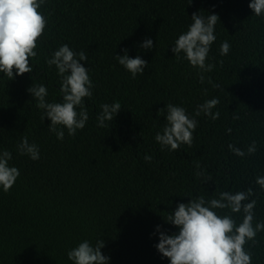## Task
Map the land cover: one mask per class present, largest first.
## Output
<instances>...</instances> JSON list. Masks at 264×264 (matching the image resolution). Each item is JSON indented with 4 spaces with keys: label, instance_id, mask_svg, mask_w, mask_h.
<instances>
[{
    "label": "trees",
    "instance_id": "16d2710c",
    "mask_svg": "<svg viewBox=\"0 0 264 264\" xmlns=\"http://www.w3.org/2000/svg\"><path fill=\"white\" fill-rule=\"evenodd\" d=\"M187 2L45 0L40 7L47 24L30 58L32 72L14 70L13 79L0 72V151L12 153L9 164L20 172L9 191L0 186V264H73L67 252L97 239L105 242L100 250L110 257L108 264H169L155 247L156 226L177 231L163 219L177 203L201 195L219 198L224 191L251 189L246 202L256 200L253 226L264 223V189L256 183L264 177V15L253 13L250 0ZM194 12L216 13L220 21L206 59L214 68L202 73L204 83L199 68L171 51ZM146 39L151 49L141 47ZM224 41L230 44L227 55L220 54ZM64 44L86 52L88 59L80 63L93 87L84 98L85 127L75 136L65 128L59 140L27 89L43 84L49 102H63L60 76L46 60ZM125 49L130 58L147 61L143 75L134 79L118 63L115 55ZM213 98L219 100L212 110L219 118L195 117L192 146L162 149L155 135L167 123L166 109L157 111L171 103L193 116ZM116 101L122 107L112 122L98 126L101 105ZM24 136L38 145V160L18 153ZM253 141L257 151L243 157L228 147L246 152ZM215 211L230 214L237 225L243 220V212ZM244 247L252 264H264V231Z\"/></svg>",
    "mask_w": 264,
    "mask_h": 264
},
{
    "label": "clouds",
    "instance_id": "9594fccd",
    "mask_svg": "<svg viewBox=\"0 0 264 264\" xmlns=\"http://www.w3.org/2000/svg\"><path fill=\"white\" fill-rule=\"evenodd\" d=\"M44 2L45 0H0V72L8 79L14 78V70L16 75L32 72L30 58L37 55V41L43 35L47 24L45 16L39 11ZM187 3L190 4L191 0ZM249 8L256 16L264 15V0H250ZM191 21L188 30L175 40L171 51L178 60L187 59L193 67L199 68V79L204 83L205 76L202 73L210 72L214 68L213 64L206 63V59L216 40L214 33L215 26L220 23L219 16L216 13L205 16L194 12ZM153 46L151 39H146L141 44L144 49H151ZM229 50L230 44L227 41L222 42L220 54L227 55ZM181 53L184 54L183 57ZM115 58L134 79L138 74L143 75L144 69L148 67L147 61L139 56L130 58L127 49L123 55H115ZM87 59L85 51L75 52L64 44L46 60L49 66H55L60 76L62 103L49 102L46 99L48 89L43 84L27 89L37 101V108L43 110L42 120L45 116L50 119L49 131L55 133L59 140L64 138L63 129H67L69 136H75L77 130L83 129L89 119L84 98L92 96L93 84L88 68L80 63ZM208 82L211 83V78ZM218 103V98L206 100L197 106L193 116H189L182 106L167 104L165 108L157 111V114L162 115L166 109L167 123L162 133H156L155 140L162 149L166 147L169 151H178L182 144L191 147L193 132L198 124L195 117L203 113L212 120L218 119L219 112L212 111ZM121 107L118 101L101 105L102 111L97 117L98 126L107 127L105 122H112ZM77 108L80 109L79 112ZM227 131L230 132L231 129ZM228 147L241 157L257 151L256 141L247 147L246 152L232 144ZM17 151L32 160L40 158L38 145L29 143L27 136L21 138ZM11 159L10 151H0V186L4 192L11 189L20 175L15 166H10ZM144 159L150 161L152 157L146 155ZM197 175H202V172ZM256 183L264 189V177H258ZM252 195V190L248 189L235 193L224 191L219 193V198L210 200H205L202 195L190 196L187 203H177L175 210L163 217L177 231L169 234L161 231L160 225L156 226L159 241L155 247L162 257L169 259V264H252V255L245 250L244 245L249 240L255 243L257 233L264 231V223L258 222L253 226L256 200L246 202ZM216 209H230L231 213L243 212V220L237 225L230 214L221 216ZM104 244L102 239H97L95 245L84 240L67 252V258L73 264H108L110 257L102 254L100 250Z\"/></svg>",
    "mask_w": 264,
    "mask_h": 264
}]
</instances>
